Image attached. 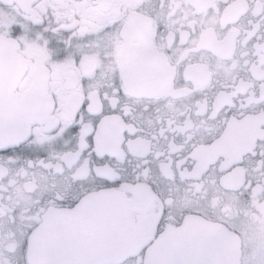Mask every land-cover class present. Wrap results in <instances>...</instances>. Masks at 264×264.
Listing matches in <instances>:
<instances>
[{
  "label": "snow or ice",
  "instance_id": "obj_1",
  "mask_svg": "<svg viewBox=\"0 0 264 264\" xmlns=\"http://www.w3.org/2000/svg\"><path fill=\"white\" fill-rule=\"evenodd\" d=\"M0 264H264V0H0Z\"/></svg>",
  "mask_w": 264,
  "mask_h": 264
}]
</instances>
